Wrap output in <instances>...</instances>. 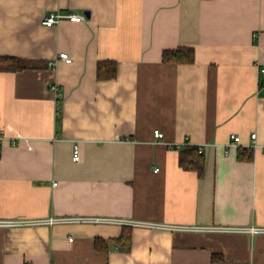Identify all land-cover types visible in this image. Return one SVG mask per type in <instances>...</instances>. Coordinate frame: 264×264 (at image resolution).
Segmentation results:
<instances>
[{
  "label": "crops",
  "instance_id": "1",
  "mask_svg": "<svg viewBox=\"0 0 264 264\" xmlns=\"http://www.w3.org/2000/svg\"><path fill=\"white\" fill-rule=\"evenodd\" d=\"M179 47L195 62L162 60ZM0 57L38 65L0 71V219L150 224L0 228V264H264V232L169 228H264V0H0Z\"/></svg>",
  "mask_w": 264,
  "mask_h": 264
},
{
  "label": "built area",
  "instance_id": "2",
  "mask_svg": "<svg viewBox=\"0 0 264 264\" xmlns=\"http://www.w3.org/2000/svg\"><path fill=\"white\" fill-rule=\"evenodd\" d=\"M62 19H68L71 22H81L86 19V16L83 14H64L61 12L52 13L49 16L43 19V24L47 26L57 25ZM59 59L65 61L66 63H71L72 57L69 56L68 53L62 52L59 54ZM54 65V62L51 63V66ZM261 73L264 74V68H261ZM51 88L57 94V102L63 97V94L59 90L58 86L52 85ZM154 136L158 140H162L164 138V134L160 130L154 131ZM2 133H0V138H2ZM231 140L233 145L237 144L240 141V137L237 134L231 135ZM251 138L254 140L256 138V134H252ZM13 143H15L13 141ZM256 146V145H255ZM173 147V146H171ZM180 147V146H178ZM199 151L203 153V146H198ZM73 159L74 161L79 160V148L78 146H74L73 149ZM158 170V169H156ZM63 224V223H86V224H130L131 225H150L144 222H134L130 220H121L116 218L110 217H101V216H88V217H77V216H70V217H51L46 219H18V220H7V219H0V228L7 229L12 227H21V226H32V225H49L53 226L56 224ZM169 228L173 230H185V231H247L251 233L255 232H264V228H231V227H221V226H196V227H188V226H169Z\"/></svg>",
  "mask_w": 264,
  "mask_h": 264
},
{
  "label": "trees",
  "instance_id": "3",
  "mask_svg": "<svg viewBox=\"0 0 264 264\" xmlns=\"http://www.w3.org/2000/svg\"><path fill=\"white\" fill-rule=\"evenodd\" d=\"M162 60L167 63L187 64L195 62V50L191 47H179L177 49H167L163 51ZM34 62L16 57H0V71L16 72L28 68H35ZM117 64L112 61H100L98 63L97 77L100 80L111 79L116 76ZM62 101V100H60ZM179 163L187 170H195L199 177H203L205 168L204 154L199 151V147L190 144L180 146ZM251 157V155H250ZM121 248L129 250L131 247V234L123 230L118 239Z\"/></svg>",
  "mask_w": 264,
  "mask_h": 264
}]
</instances>
